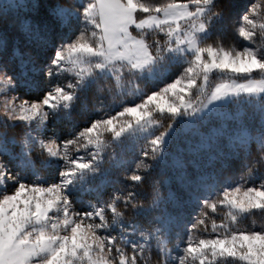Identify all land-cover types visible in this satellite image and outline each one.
Segmentation results:
<instances>
[{
  "label": "snow or ice",
  "instance_id": "snow-or-ice-1",
  "mask_svg": "<svg viewBox=\"0 0 264 264\" xmlns=\"http://www.w3.org/2000/svg\"><path fill=\"white\" fill-rule=\"evenodd\" d=\"M0 264H264V0H0Z\"/></svg>",
  "mask_w": 264,
  "mask_h": 264
},
{
  "label": "trees",
  "instance_id": "trees-1",
  "mask_svg": "<svg viewBox=\"0 0 264 264\" xmlns=\"http://www.w3.org/2000/svg\"><path fill=\"white\" fill-rule=\"evenodd\" d=\"M258 43L260 42L259 40L257 41ZM233 111H240L242 114H247L248 112L251 111L250 106H240L239 108H233ZM257 220L259 221V217H257Z\"/></svg>",
  "mask_w": 264,
  "mask_h": 264
}]
</instances>
